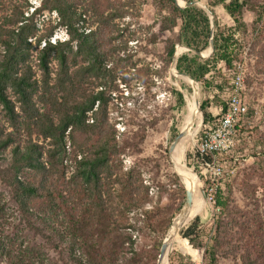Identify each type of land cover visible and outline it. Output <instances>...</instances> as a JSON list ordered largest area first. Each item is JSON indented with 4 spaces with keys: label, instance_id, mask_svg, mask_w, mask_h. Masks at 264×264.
Returning <instances> with one entry per match:
<instances>
[{
    "label": "rangeland",
    "instance_id": "obj_1",
    "mask_svg": "<svg viewBox=\"0 0 264 264\" xmlns=\"http://www.w3.org/2000/svg\"><path fill=\"white\" fill-rule=\"evenodd\" d=\"M99 1L102 6H92V0H76V10L85 13V26L90 29L96 25V10L109 16L115 26L113 44L121 48L119 59L115 62L112 84L103 87L99 84L101 80L91 77L80 86L78 93L88 96L104 90V98L108 100L105 111L108 131L105 133L114 141L116 153L111 156L107 168L101 171L100 199H93L94 202L102 201L105 213L97 215V208L86 199L87 191L80 181L76 185L59 181L61 194L66 199L73 197L69 204V208H74L73 215L89 226L87 241L79 246L80 249L75 247L71 254V245L60 236L73 230L78 237L81 230H76L81 222L70 225L57 219L54 235L30 230L11 200L10 189L0 180V241L12 255H19L26 249L27 259L42 264H75L71 256L86 264V252L90 259L106 264H159L160 248L170 226L174 220L173 226L182 222L190 206L183 209L181 215L187 188L174 170L172 159L179 139L175 143L173 140L185 119V99L193 95L194 87L172 75L173 62L166 56L168 41L174 43V51L185 46L177 42L179 25L172 30L160 29L161 17L168 15L169 9L159 0ZM193 1L207 6V0L188 2ZM257 1L264 3V0ZM13 2L24 4V12L30 14L40 6L41 0ZM9 8V0L0 3V19L9 13ZM213 10L220 25H233L221 7ZM242 18L246 25L245 40L243 46L236 48L241 53L234 65L241 78L239 99L246 107V114L238 117L234 147L215 159L220 174H212L211 168L192 157L199 138L212 124H203L200 109L204 101L210 102L211 95L195 82L199 87L198 113L202 121L184 155L183 164L201 185L206 207L179 230V238L167 256L168 264H205L203 252L212 245L216 222L221 227L224 225L225 232L220 231L219 247L213 249L214 264H243L241 256L246 252L258 254L264 263V14L258 24L254 23V11H246ZM34 22L38 34H45L54 26L56 14L44 12L36 15ZM239 35L241 31L237 37ZM50 36V42L67 39L63 28L54 29ZM208 51L209 45L200 52L207 54ZM183 54L194 55L184 49L178 57ZM35 57L36 52L32 69L40 79ZM55 68L53 62L50 65L52 76ZM228 96L227 93L222 98L228 100ZM207 110L215 123L221 115L219 105L212 101ZM1 112L0 107V118ZM92 118L89 113V123ZM195 121L196 116L192 115L189 130L194 128ZM89 136L88 133L86 137ZM31 138L42 144L36 135ZM99 138L91 134L88 141L91 154H94ZM77 139L85 138L79 135ZM1 158L0 168H4L6 163ZM67 164L72 165L71 162ZM73 171L72 167L66 168V180ZM217 188L226 203L224 212L214 204ZM84 202L91 206H87L88 217L82 219ZM35 226L42 231L41 224ZM186 234L188 237L184 236ZM124 238L130 241L121 244ZM0 264H7L2 256Z\"/></svg>",
    "mask_w": 264,
    "mask_h": 264
},
{
    "label": "trees",
    "instance_id": "obj_2",
    "mask_svg": "<svg viewBox=\"0 0 264 264\" xmlns=\"http://www.w3.org/2000/svg\"><path fill=\"white\" fill-rule=\"evenodd\" d=\"M3 1L0 0V3ZM159 1L169 9V14L161 17L160 29L172 30L179 25L177 42L196 51L208 47L210 22L202 9L196 6L179 9L172 0ZM9 2V13L0 19V107L3 113L0 118V156L6 163L4 168H0V180L10 189L11 200L30 230L39 234L47 231L54 235L57 219L70 225L81 222L76 230H81L78 237L73 230L60 236L62 241L71 245L72 254L75 247L80 249L79 246L87 241L89 226L86 221L75 218L74 208H69L73 197L70 200L61 194L59 181L75 185L80 181L87 191H84L86 199L92 201L91 205L97 208L96 213L100 216L105 211L103 203L93 199H100L101 171L107 168L111 156L116 153L114 141L109 140L105 133L108 131L105 112L108 100L104 98V90L88 96L79 94L78 90L91 77L101 80L99 84L103 87L112 84L121 48L113 44L115 26L112 20L100 9L95 11L96 25L90 29L85 26V13L76 10V0H41L40 6L30 14L24 12V4L13 0ZM91 4L103 5L99 0H92ZM207 7L214 18L212 55L201 59L196 55L183 54L177 58L175 67L179 73L200 83L202 89L211 95L210 102L204 101L200 109L203 124L212 123L213 127L215 123L211 121L208 104L212 101L218 104L221 115L227 111L228 100L222 97L230 94L233 78L237 74L234 61L241 52L236 48L243 46L246 31L242 16L246 11H254V23L258 24L263 18L264 3L260 4L257 0H207ZM214 7H221L233 25H220L214 15ZM44 12L55 13L56 22L48 32L39 35L34 20L36 15ZM56 28L64 29L66 40L50 42V35ZM240 31L241 35L237 37ZM167 44L166 56L171 60L174 43L168 41ZM35 52L40 79L36 78L32 69ZM53 62L56 68L52 76L50 65ZM178 96L181 99V95ZM89 113L93 115L91 123L88 121ZM88 133L100 136L94 154L90 153ZM33 135L40 138L43 145L34 142ZM79 135L85 139L78 140ZM70 162L72 165L69 166L67 163ZM67 167H72L74 171L66 180ZM214 197L215 206L224 212L226 203L220 189L215 190ZM89 205L84 202L82 219L88 217ZM36 223L42 225V231L35 226ZM220 231L224 233L225 227L216 222L212 245L203 252L205 264L215 262L213 249L219 247L217 239L221 236ZM184 236L188 237V234ZM128 241L129 238H124L121 244ZM26 253L24 249L19 255H12L0 241V256L7 264H42L27 259ZM87 256L88 252L86 264H106ZM259 257L246 252L241 260L243 264H264ZM71 258L75 264H84L80 259Z\"/></svg>",
    "mask_w": 264,
    "mask_h": 264
},
{
    "label": "bare ground",
    "instance_id": "obj_3",
    "mask_svg": "<svg viewBox=\"0 0 264 264\" xmlns=\"http://www.w3.org/2000/svg\"><path fill=\"white\" fill-rule=\"evenodd\" d=\"M178 3L180 5L182 4L180 1H178ZM182 50H184L183 47H180V49L178 48L175 51L176 56H178V54ZM171 69H172L173 76L177 77L179 80H181L183 83L187 84L188 86L194 87L193 95L185 99V108H184L185 119L183 120L179 128V134H181V136L179 137L176 149L173 154V159H172L174 170L181 178L187 190L191 193V204L188 208V214L185 217V219L182 222L175 224L174 226L173 224L175 223V220L172 223L171 228L164 241L165 248H164V252L162 254L159 264H168L167 256L170 250L176 244L177 239L179 238V230L183 226H185V224H187L192 218H194L195 216L203 212L206 207L205 200L201 192V188H202L201 185L197 182V180L194 177H192L188 173L186 167L183 164L184 155L187 149L189 148L192 138L196 136L201 126L202 118L200 117V114L198 113V108L200 104L199 87L193 81L186 79L183 76L179 75L175 69L174 64H172ZM197 113L199 115H197ZM192 115L196 116V121H195L194 128L192 130H189V123H190V118ZM183 214L184 212L182 211L181 215Z\"/></svg>",
    "mask_w": 264,
    "mask_h": 264
},
{
    "label": "built area",
    "instance_id": "obj_4",
    "mask_svg": "<svg viewBox=\"0 0 264 264\" xmlns=\"http://www.w3.org/2000/svg\"><path fill=\"white\" fill-rule=\"evenodd\" d=\"M240 91L241 78L239 74H236L228 96L227 111L220 115L214 126L199 138L192 152V157L201 160L205 167L211 168L214 175H219L221 171L219 167H216V157L229 153L234 147L238 117L246 114V107L239 99ZM208 157L210 159H207Z\"/></svg>",
    "mask_w": 264,
    "mask_h": 264
},
{
    "label": "water",
    "instance_id": "obj_5",
    "mask_svg": "<svg viewBox=\"0 0 264 264\" xmlns=\"http://www.w3.org/2000/svg\"><path fill=\"white\" fill-rule=\"evenodd\" d=\"M174 3H175V5H176V7L177 8H179V9H184V8H187V7H191V6H199L206 14H207V16H208V18H209V22H210V34L212 35V33H213V28H214V18H213V14L211 13V11L209 10V8L206 6V5H204V4H200V3H198V2H183L182 0H172ZM178 1H180L182 4L180 5L179 3H178ZM212 37V36H211ZM184 49H186L187 51H190V52H192L194 55H196L197 57H200V58H206V57H209L212 53H213V44H212V38H210V40H209V51H208V53L207 54H203V53H201L200 51H196V50H194V49H190V48H188V47H183ZM177 57L178 56H176V54H175V51H174V54H173V57H172V62H173V64L174 65H176V61H177ZM179 75H183V74H181V73H179V72H177ZM183 76H186V77H188L189 79H191L189 76H187V75H183ZM192 80V79H191ZM194 83H195V81L194 80H192ZM181 136V134H178L176 137H175V139L173 140V143H175L178 139H179V137ZM172 147V146H171ZM201 192H202V194H203V190H202V188H201ZM191 204V193L188 191V190H185V202H184V206H183V208H182V210H181V212L183 211V209H185V208H187L189 205ZM180 212V213H181ZM170 228H171V226H170ZM170 228H169V230H170ZM169 232V231H168ZM168 234V233H167ZM164 248H165V244H164V241H163V243H162V245H161V248H160V253H159V258H158V262L160 261V258L162 257V254H163V252H164Z\"/></svg>",
    "mask_w": 264,
    "mask_h": 264
}]
</instances>
